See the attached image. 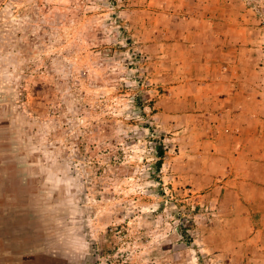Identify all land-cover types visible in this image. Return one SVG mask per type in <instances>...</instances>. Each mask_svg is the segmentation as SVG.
<instances>
[{"label":"rangeland","instance_id":"obj_1","mask_svg":"<svg viewBox=\"0 0 264 264\" xmlns=\"http://www.w3.org/2000/svg\"><path fill=\"white\" fill-rule=\"evenodd\" d=\"M0 264H264V0H0Z\"/></svg>","mask_w":264,"mask_h":264},{"label":"trees","instance_id":"obj_2","mask_svg":"<svg viewBox=\"0 0 264 264\" xmlns=\"http://www.w3.org/2000/svg\"><path fill=\"white\" fill-rule=\"evenodd\" d=\"M157 153H158V155L160 157V160L158 161V166L161 167V165H162V159L165 156L164 144L161 143V144H159L157 146Z\"/></svg>","mask_w":264,"mask_h":264}]
</instances>
